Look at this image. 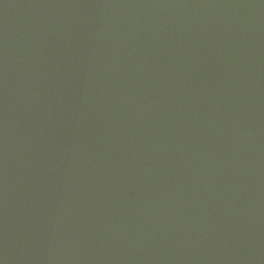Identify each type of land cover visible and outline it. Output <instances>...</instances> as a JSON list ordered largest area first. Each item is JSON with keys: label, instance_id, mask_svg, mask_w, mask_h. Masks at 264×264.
I'll list each match as a JSON object with an SVG mask.
<instances>
[{"label": "water", "instance_id": "water-1", "mask_svg": "<svg viewBox=\"0 0 264 264\" xmlns=\"http://www.w3.org/2000/svg\"><path fill=\"white\" fill-rule=\"evenodd\" d=\"M0 264H264V0H0Z\"/></svg>", "mask_w": 264, "mask_h": 264}]
</instances>
